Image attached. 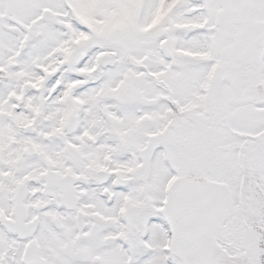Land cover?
I'll list each match as a JSON object with an SVG mask.
<instances>
[{
  "label": "snow or ice",
  "instance_id": "obj_1",
  "mask_svg": "<svg viewBox=\"0 0 264 264\" xmlns=\"http://www.w3.org/2000/svg\"><path fill=\"white\" fill-rule=\"evenodd\" d=\"M0 264H264V0H0Z\"/></svg>",
  "mask_w": 264,
  "mask_h": 264
}]
</instances>
